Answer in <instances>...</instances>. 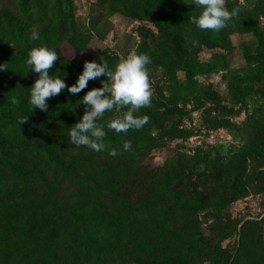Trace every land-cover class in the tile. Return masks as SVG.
Masks as SVG:
<instances>
[{
	"label": "trees",
	"instance_id": "trees-1",
	"mask_svg": "<svg viewBox=\"0 0 264 264\" xmlns=\"http://www.w3.org/2000/svg\"><path fill=\"white\" fill-rule=\"evenodd\" d=\"M97 6L104 18L119 13L139 21L133 52L151 60V106L134 113L149 122L127 133L108 129L106 121L126 108L98 121L115 157L73 146L69 137L84 114L83 96L106 77L76 95L66 87L47 100V111L32 110L39 74L26 60L33 47L54 50L59 59L49 73L71 86L86 60L114 68L124 56L105 49L81 57L92 32L76 19L74 0H0V64L8 69L0 70V264H264V213L241 220L229 212L250 192L264 196V0H225L227 10L239 13L219 32L191 23L201 9L190 0H97ZM233 33L254 39L242 47L244 64L236 68L229 63ZM203 49L212 51L207 59ZM212 73L221 74L225 94L200 81ZM193 111L198 127L184 124ZM201 126L224 128L238 142L187 150L177 143L160 163L151 162L154 151ZM124 141H131L130 151Z\"/></svg>",
	"mask_w": 264,
	"mask_h": 264
},
{
	"label": "clouds",
	"instance_id": "clouds-1",
	"mask_svg": "<svg viewBox=\"0 0 264 264\" xmlns=\"http://www.w3.org/2000/svg\"><path fill=\"white\" fill-rule=\"evenodd\" d=\"M197 8L201 9L199 15H192L190 21L201 30L219 32L228 27V22L239 13L238 8L231 11L225 7V0H190ZM30 40L38 39V31L33 30ZM194 46L199 42L194 41ZM59 59V55L47 47H33L28 52L26 64L39 74L38 79L31 86L29 103L34 108L47 111V100L59 95L67 87L69 93L76 95L87 88L90 80L101 76L102 87H94L87 91L82 98L86 106L82 118L70 129L69 137L73 146H86L96 152L108 151L112 157L119 153L115 148L108 150L104 142L106 132L104 124L98 123L108 111L121 112L127 109L117 118L106 121V126L116 133H127L130 129H141L149 122L147 115L136 116L134 113L141 108L151 106L152 89L146 65L151 63L147 54L129 53L110 68L106 62L97 63L85 61L84 68L75 84L68 86L59 76L53 77L49 70ZM101 59V58H100ZM0 70H8L5 64H0ZM13 98L12 103H16ZM27 117L20 120V124L26 123ZM123 150H131V141H124Z\"/></svg>",
	"mask_w": 264,
	"mask_h": 264
},
{
	"label": "rangeland",
	"instance_id": "rangeland-1",
	"mask_svg": "<svg viewBox=\"0 0 264 264\" xmlns=\"http://www.w3.org/2000/svg\"><path fill=\"white\" fill-rule=\"evenodd\" d=\"M74 1L76 4V19L84 25L85 29H90L92 32L91 40L86 46L83 55H81L83 59L97 56L105 49L114 51L124 57L133 52L138 42L135 28L139 24V21L132 20L119 13L104 18L101 9L97 6V0ZM240 2L252 5L254 0H240ZM89 17H91L93 21H90ZM230 37L234 45V50L232 55L229 56V63L232 67H241L244 64L242 47L244 45L252 46L254 44V39L250 34L239 33H233ZM65 46L67 47V45ZM62 47L63 52H65L64 44ZM211 52L212 51L209 49H203V51L200 52V57L202 59H207ZM68 53V57L71 58L73 52L69 51ZM179 75L182 76V73L180 72ZM200 81L204 84H210L212 88L219 90L222 94L226 92V85L220 73L201 75ZM244 117L245 112L241 111L240 114L235 117V120L241 122ZM184 124L198 127L200 125L199 113L193 111L191 120L186 119ZM232 141H235L234 138L224 128L206 131L204 126H201V130L197 131L195 135H192L187 140H173L165 147L154 151L152 153L151 162L154 164L160 163L163 158L175 149L177 143L184 144L187 150L200 142L214 144L217 142L224 143ZM235 142H238V140ZM229 212L232 218L235 219L245 220L246 218L259 217L264 213V196L259 192H250L245 197L233 202L229 207Z\"/></svg>",
	"mask_w": 264,
	"mask_h": 264
}]
</instances>
